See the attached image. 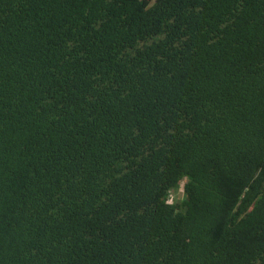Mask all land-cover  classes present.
Here are the masks:
<instances>
[{
	"label": "trees",
	"instance_id": "trees-1",
	"mask_svg": "<svg viewBox=\"0 0 264 264\" xmlns=\"http://www.w3.org/2000/svg\"><path fill=\"white\" fill-rule=\"evenodd\" d=\"M0 264H264V0H0Z\"/></svg>",
	"mask_w": 264,
	"mask_h": 264
},
{
	"label": "rangeland",
	"instance_id": "rangeland-1",
	"mask_svg": "<svg viewBox=\"0 0 264 264\" xmlns=\"http://www.w3.org/2000/svg\"><path fill=\"white\" fill-rule=\"evenodd\" d=\"M151 1H153V0H151ZM171 194H172V198H171L172 202H178L179 203L184 198L183 190H182L181 186L179 188H177L175 191H173Z\"/></svg>",
	"mask_w": 264,
	"mask_h": 264
},
{
	"label": "built area",
	"instance_id": "built-area-1",
	"mask_svg": "<svg viewBox=\"0 0 264 264\" xmlns=\"http://www.w3.org/2000/svg\"><path fill=\"white\" fill-rule=\"evenodd\" d=\"M169 198L171 199L172 198V195H170Z\"/></svg>",
	"mask_w": 264,
	"mask_h": 264
}]
</instances>
